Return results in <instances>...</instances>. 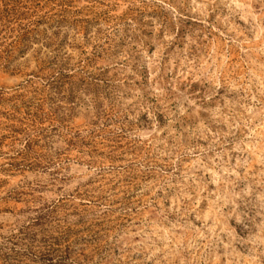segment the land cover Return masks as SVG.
<instances>
[{
	"label": "rangeland",
	"instance_id": "obj_1",
	"mask_svg": "<svg viewBox=\"0 0 264 264\" xmlns=\"http://www.w3.org/2000/svg\"><path fill=\"white\" fill-rule=\"evenodd\" d=\"M0 264H264V0H0Z\"/></svg>",
	"mask_w": 264,
	"mask_h": 264
},
{
	"label": "trees",
	"instance_id": "obj_2",
	"mask_svg": "<svg viewBox=\"0 0 264 264\" xmlns=\"http://www.w3.org/2000/svg\"><path fill=\"white\" fill-rule=\"evenodd\" d=\"M52 252H55V251H52ZM58 252V251H57Z\"/></svg>",
	"mask_w": 264,
	"mask_h": 264
}]
</instances>
